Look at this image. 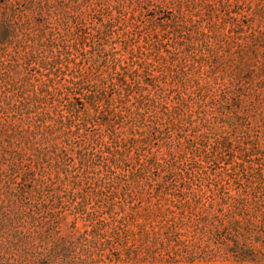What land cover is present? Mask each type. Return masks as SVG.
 <instances>
[{
  "label": "trees",
  "instance_id": "1",
  "mask_svg": "<svg viewBox=\"0 0 264 264\" xmlns=\"http://www.w3.org/2000/svg\"><path fill=\"white\" fill-rule=\"evenodd\" d=\"M111 1L0 0V264H98L110 238L120 236L125 219L116 209L119 200L140 189L142 179L151 183L152 171L164 166L148 158L151 138L171 141L175 130L181 140L182 131L191 128L195 138L188 139L189 145L212 159V123L219 122L231 129L215 138L216 148L241 149L256 164L251 177L258 176L260 182L251 181L256 185L253 198L222 197L217 210L203 209L182 223L195 226L196 232L217 233L230 215V229L237 232L239 216L246 217L250 235L230 249L238 254L237 264H252L248 241H259L252 206L260 201L264 207V148L251 133L250 119L256 117L258 90L263 87L258 78L264 76V28L258 35L243 36V27L236 24L240 64L219 55L215 32L200 29L182 15L168 25L171 29L159 42L150 43L145 35L144 44L125 57L113 38L122 31L130 38L126 43H132L133 13L128 8L140 0ZM202 1L209 8V20L219 16L215 0ZM218 1L222 7L230 4ZM97 12L108 20L89 26L87 21ZM258 16L264 23V5ZM248 39L253 40L249 48L239 43ZM162 50L167 55L159 54ZM85 64L89 71H84ZM205 64L209 70L202 72ZM146 76L152 77V84L144 81ZM168 77L173 83L166 88ZM107 88L117 89V99L102 109V89ZM178 89L195 92L185 97L181 90L171 100ZM216 89L223 93L219 100ZM69 94L82 95L95 113L82 115ZM243 97L251 100L247 111L228 115L227 110L242 109ZM215 102L220 105L217 113L209 109ZM101 119L107 124L105 132L90 134L89 125ZM236 133L240 138L234 143ZM167 165L168 176L189 183L204 178L184 174L175 157ZM238 166L249 172L245 162ZM67 210L81 214L90 229L77 237L60 236V215ZM258 227H264V217ZM185 249L184 257L191 260L193 249Z\"/></svg>",
  "mask_w": 264,
  "mask_h": 264
},
{
  "label": "rangeland",
  "instance_id": "2",
  "mask_svg": "<svg viewBox=\"0 0 264 264\" xmlns=\"http://www.w3.org/2000/svg\"><path fill=\"white\" fill-rule=\"evenodd\" d=\"M110 3L114 5L115 1L112 0ZM212 3L215 8L220 9L219 16L209 20L207 16L209 8L202 0H140L128 8V11L133 13V19H130L133 25L130 30L134 40L127 44L126 42L130 38L123 36V32L120 31L119 34L114 35V46L125 57H128L132 49L137 51L138 47L144 44L145 35L153 44L163 39L171 29L168 25L182 15L185 20L190 19L193 23H197L200 29L215 32L216 39L213 40V43L219 48V55L224 56L225 60L234 59L235 63L240 64L239 55L236 54L238 47L234 43L238 33H233V31L238 24L244 29L243 36L258 35V31L264 28V23L258 16V12L263 9L264 0H230L228 7H222L218 0ZM191 4H196L195 8L189 7ZM101 20L107 21L108 16L101 15L99 12L93 13V18L89 19L87 24L93 26L100 24ZM135 24L139 26V29L134 26ZM139 30H145L142 36L138 34ZM239 43L249 48L253 40L248 39L246 42L239 40ZM229 48L231 49L229 50ZM152 50L154 47L149 52ZM260 51H264V47H260ZM159 54L167 55L164 50ZM154 57L152 55L151 60ZM196 66L199 67V64ZM83 68L84 71L90 70L87 64ZM208 70L207 64L202 66V72ZM194 72L191 71V75ZM105 76L108 75L104 74ZM151 78L146 76L143 79L152 84ZM258 79L263 81V87L258 90L259 101L256 103V117L250 119V128L253 137L258 139L259 147L264 148V76H260ZM164 81H166L164 85L166 88H169L173 83L170 77ZM225 82H228V79ZM24 90L30 92L38 89ZM102 90L104 95L99 107L104 109L117 99V89ZM181 90L182 95L186 93L185 97L190 92H195L194 89H188V91L178 89L177 92L171 94V100ZM216 93L217 100L221 99L222 91L216 89ZM196 95L198 94H194V97ZM68 98L76 104L82 115L95 113L94 106L86 102L82 95L69 94ZM197 98L199 97L197 96ZM243 99L242 109L230 110L231 113L227 110L226 113L233 116L237 110L247 111L251 100L245 97ZM207 101L210 102L211 98H208ZM209 107L217 113L220 105L219 102H215ZM212 125L214 126L213 133H216L212 136L208 147V153L214 154L212 159H209L204 153L194 152V147L189 145L188 139L195 138L191 128L182 131L181 140L178 139L180 132L175 130H172L171 141L156 136L151 138L148 158L153 157L164 166L152 171L153 180L151 183L145 178L142 179L140 189L128 193L125 200H119L121 204H118L116 209L121 211V216L125 219L122 223L120 236L110 238L109 243L101 251V257H98V264H221L222 262L237 264V261L239 262L238 254L232 252L230 248L236 242L245 243V237H249L246 217L239 216L241 229L237 232H232L230 229L234 220L230 215H227L224 220L226 227H222L217 233H214V230L210 233L196 232L195 226L182 223V220L185 222L193 220L203 209L213 207L214 210H217L222 197L253 198L255 184L260 182L258 176L255 180L251 177V174L255 172L253 167H256V164L250 162L241 149L228 147L220 150L213 143L215 138H221V132L230 130V126L221 122L212 123ZM106 128L107 124L104 119L89 125L90 134L104 133ZM239 138V133H236L232 135L231 140L236 143ZM172 154L179 160L184 174L187 171L193 176L200 173L204 178L201 180L194 178L189 183L186 178L181 176H168L167 163L168 160L174 158ZM132 155L135 157L136 152L133 151ZM184 155L185 157H183ZM241 161L245 162L244 167L248 168L249 172L244 173L243 167L238 166V162ZM125 170L130 173L131 165L125 166ZM252 180L255 181V184H252ZM179 200L186 203V206L182 208V205L178 203ZM258 200H260L259 197ZM225 208L227 209L228 206L226 205ZM192 209H194V214H191ZM252 213H254V225L257 226L255 232L259 236V241L254 243L248 241L253 250L250 257L254 259L252 264H264V227H258L259 221L264 217V207L260 201L252 206ZM105 217L108 218V215ZM88 227L89 221L81 217V214L67 210L60 215L59 235L65 239L71 236L77 237L79 232H83ZM187 245L191 247V250L193 249L192 259L195 261L184 257Z\"/></svg>",
  "mask_w": 264,
  "mask_h": 264
}]
</instances>
